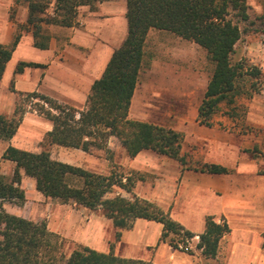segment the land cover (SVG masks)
Segmentation results:
<instances>
[{"label":"trees","instance_id":"16d2710c","mask_svg":"<svg viewBox=\"0 0 264 264\" xmlns=\"http://www.w3.org/2000/svg\"><path fill=\"white\" fill-rule=\"evenodd\" d=\"M27 7L25 22L15 24V32L7 45L0 43V78L5 64L23 32L30 31L33 45L47 48L48 25L71 27L76 24L80 6L94 9L104 0H14ZM126 35L113 50L102 74L95 79L82 109L31 91L19 92L20 98L37 99L34 110L52 123L43 137L39 151L7 145L1 159L13 162L10 178L0 173V264H154L125 258L112 251L102 252L78 245L68 254L62 240L48 231L44 222H36L7 212L5 201L21 203L24 199L21 179L27 177L45 197L84 208L99 209L111 221L116 238L120 230L129 228L136 218L162 224L159 242L192 253L188 242L194 234L175 221L168 211L132 193L138 178L111 171L99 174L81 166L54 159L47 145L78 148L85 152L104 148L109 136L115 137L128 157L141 150H151L179 163L181 170L207 174H226L230 170L217 163L193 161L181 151L183 134L171 127L131 119L128 110L140 68L143 65L144 42L150 28L169 31L202 47L211 71L197 107L196 122L209 128L237 134L256 133L259 128L246 122L247 105L264 87V72L257 65L235 59V46L250 31L264 35V12L250 13L247 0H125ZM41 66L19 62L15 72L24 67ZM11 90L13 86L11 85ZM27 110L18 102L13 113H0V139L9 140L16 132ZM255 146L250 152L258 156ZM229 231L225 221L217 223L211 216L204 219V230L198 234L195 247L205 258L216 255L219 239ZM264 237V234H263ZM264 248V241H263Z\"/></svg>","mask_w":264,"mask_h":264},{"label":"crops","instance_id":"0c3cea01","mask_svg":"<svg viewBox=\"0 0 264 264\" xmlns=\"http://www.w3.org/2000/svg\"><path fill=\"white\" fill-rule=\"evenodd\" d=\"M13 4V0L0 4V12L3 13L0 16V43L5 45L11 42L15 32V23L6 14ZM20 7L23 11L17 21L23 23L27 7ZM125 9V0H104L97 3L94 9L88 5L80 6L75 25L46 26L50 38L47 48L43 49L33 45L30 31L23 32L0 78V113L11 115L15 95L31 91L82 109L92 82L102 74L113 50L125 38ZM192 49H201L206 54L195 42L169 31L148 30L143 65L131 97L128 117L183 132L182 151L188 153L193 161L221 164L230 171L226 174H207L181 170L177 161L151 150H141L133 157L126 154L124 160L129 168L143 174V179L135 182L132 193L126 196L134 194L168 211L175 221L194 234L188 242L192 253L159 242L162 224L143 218L133 220L131 226L121 229L116 238L111 221L102 213L98 216L102 226L87 228L97 241L96 246L88 247L154 264H264V159L260 153L252 158L245 151L253 144L261 145L264 136L237 135L196 122L202 96L194 104L184 103L182 99V87H193L199 79L200 72L193 73L190 66L185 69L184 65V58L191 61ZM19 62L41 66H26L21 72H15ZM166 68L174 70L168 79L165 77L168 74ZM143 70L146 75L141 78ZM209 74L203 80L204 90ZM166 80L168 85L164 86ZM11 81L13 90L9 87ZM160 87H181L180 90L169 91L180 94L171 107L161 108L155 104V97H148L159 95L162 92ZM138 93L140 97H137ZM260 100L258 107L254 103V107L250 108L248 123L264 125V99ZM51 129V121L34 110H27L15 134L2 141H6L5 147L11 144L39 151L44 135ZM57 160L70 163L65 159ZM153 173L161 174V179L152 180L144 176ZM207 216L217 223L225 221L229 227V231L219 239L216 255L212 258L203 257L195 247Z\"/></svg>","mask_w":264,"mask_h":264},{"label":"rangeland","instance_id":"374dc122","mask_svg":"<svg viewBox=\"0 0 264 264\" xmlns=\"http://www.w3.org/2000/svg\"><path fill=\"white\" fill-rule=\"evenodd\" d=\"M6 1L7 0H0V4L6 3ZM13 3V5L9 6L6 14L9 20H12L15 24H17L19 23L17 21V18L19 19L23 11L20 6H23L25 4L23 2H15L14 0ZM247 4L249 6V11L252 14L259 15L264 12V0H247ZM2 15L3 13L0 12V16ZM185 44L187 43L185 42ZM234 57L235 59L242 61L247 65H257L264 72V35L260 32L254 31H250L247 34H244L235 46ZM190 60L191 61H188L186 58H184L185 69L190 66V69L191 71H193V73L194 71L197 74L198 72H200L198 76L200 80L197 79L193 87H182V89L184 90L182 99L184 103L186 102L189 104H194L196 100H199V98H201L203 94V80L205 75L209 74V72L211 71V64L208 61L204 51L201 49H192V57ZM171 62H173L172 59ZM166 71L168 74L165 77L168 79V77L172 76L174 70H172L171 68H166ZM145 72V70L142 71L141 78L145 77ZM167 82L168 81L166 80L164 86L168 85ZM11 85L13 86L12 81L10 82L9 87H11ZM159 89H161L162 91L159 95H149L148 97H155V104L159 105L161 108H164L165 106L171 107L174 100L176 99L175 97L180 96L179 92L177 95L169 91L177 89L180 90L181 87H160ZM261 96H264V87L260 90L259 93H256L252 99L242 100L247 105V123L249 120L250 108L254 107V103L255 107H258L259 104H261L260 99H264ZM137 97H140L139 93L137 94ZM16 102L22 105L26 110L32 111L34 110V108H36L35 103L37 102V99H23L20 98L19 95H15L14 104ZM248 124L253 127L259 128L260 131H257L256 133L252 132L246 134H237L234 132L230 133L237 135L255 136H262L263 134L264 136V125L251 123ZM181 133L183 134V132ZM5 145L6 141L0 140V154ZM255 146L258 148V155L260 153L261 157L264 159V137L263 143L261 145L253 144V146L245 149V151L250 155V152H248L247 150L253 151ZM41 148L43 147H39V150ZM45 148L49 150L51 156L54 159H65L74 165L81 166L95 173L107 175L111 171H114L117 173H123L125 175H131V177L134 178L139 177L136 182L143 179L142 173H139L124 164V160L126 158L125 149L113 136H109L107 138L104 148H92L90 151L85 153L78 148H58L53 147L52 145H47ZM13 167V163L6 162L0 158V172L7 178H10L12 176ZM144 176H148L152 180L161 179V174L159 173L147 174ZM20 187L24 193L23 201L21 203L15 201L3 202V207L7 212L32 221L44 222L48 231L57 234L62 240V250L67 254L78 245L96 246L97 241H95V237L91 235L89 231H87V228H90L93 225L102 226V222L98 220V216L101 215L100 210H90L73 202L63 203L59 200L45 197L35 189L33 181L27 177H23L21 179ZM116 193H120L121 195L128 197L126 196L127 192L119 189H115L114 192L109 193L108 196H112Z\"/></svg>","mask_w":264,"mask_h":264}]
</instances>
